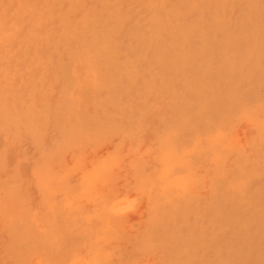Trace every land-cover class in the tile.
Returning <instances> with one entry per match:
<instances>
[{
    "label": "rangeland",
    "instance_id": "374dc122",
    "mask_svg": "<svg viewBox=\"0 0 264 264\" xmlns=\"http://www.w3.org/2000/svg\"><path fill=\"white\" fill-rule=\"evenodd\" d=\"M21 11L0 264H264V0H0V29Z\"/></svg>",
    "mask_w": 264,
    "mask_h": 264
},
{
    "label": "bare ground",
    "instance_id": "6f19581e",
    "mask_svg": "<svg viewBox=\"0 0 264 264\" xmlns=\"http://www.w3.org/2000/svg\"><path fill=\"white\" fill-rule=\"evenodd\" d=\"M24 13H22V11H21V13H19L18 12V14H17V17H16V21H17V25L12 29V30H8L7 29V27H4V28H1L0 29V47L1 48H8V49H11L12 51L13 50H15V43H16V41L15 40H17V47H18V39L20 38V25L23 23V21H24V15H23ZM26 21V20H25ZM22 29V28H21ZM25 33V32H24ZM39 38V37H38ZM34 44H37L36 43V40H34ZM40 45H42V44H40ZM52 47V46H51ZM43 49V48H42ZM2 50H4V49H2ZM35 50V49H34ZM37 50V49H36ZM35 50V51H36ZM27 51V50H26ZM100 51V50H99ZM32 53V52H31ZM30 53V54H31ZM7 54H8V52H7ZM29 54V55H30ZM43 54V53H42ZM42 56V55H41ZM6 57V56H5ZM17 57V56H16ZM27 57H29V56H27ZM5 59V58H4ZM7 59V58H6ZM13 59H14V57H13ZM13 61V60H12ZM11 61V62H12ZM3 63V62H2ZM7 63V62H6ZM2 66H4V65H2ZM6 67V66H5ZM13 68V67H12ZM3 69V68H2ZM24 70V69H23ZM2 71V70H1ZM39 72V71H38ZM10 73V72H9ZM2 74H4V73H1V75ZM25 75V74H24ZM1 78L2 77H0V84H3V83H5V84H8L9 82L8 81H3V80H1ZM5 78H6V76H5ZM86 86V90L84 91V93H87L88 91H89V89H90V85H85ZM4 87V86H3ZM89 88V89H88ZM4 89V88H3ZM9 105V104H8ZM107 223V222H106Z\"/></svg>",
    "mask_w": 264,
    "mask_h": 264
}]
</instances>
